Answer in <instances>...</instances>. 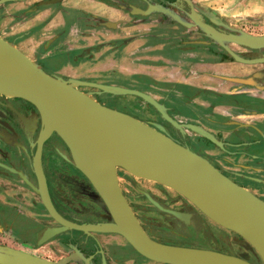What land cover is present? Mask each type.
Instances as JSON below:
<instances>
[{"label": "crops", "instance_id": "1", "mask_svg": "<svg viewBox=\"0 0 264 264\" xmlns=\"http://www.w3.org/2000/svg\"><path fill=\"white\" fill-rule=\"evenodd\" d=\"M160 1L0 0V36L14 42L42 66L41 60L49 64L54 59L70 58L71 63L63 68L105 67L102 71L108 75L107 82L124 81L129 84L120 85L124 88L133 89L134 84L145 78L150 82L153 79L154 83L171 84L168 92L160 93L153 88L143 91L157 93L164 99H187L190 109L187 110L184 102L186 115L194 120L201 115L204 126L207 124L205 128L215 133L222 143L220 147L225 148L220 150L223 160L248 170L249 181L264 183V49L230 43L228 48L232 53H229L200 32L210 25L209 18L217 23V26L211 24L214 30L262 37L264 0H170L179 9L170 6L173 18L168 19V24L155 12L160 9ZM149 8L153 13L145 16L143 11ZM177 17L191 27L174 21ZM161 30L170 31L168 44L160 43V36L154 34ZM177 30H189V34L201 36L207 46L195 48L173 43L177 35H171ZM157 61L169 64L170 79H162L165 73ZM179 109L176 107L175 111L179 113ZM214 118L220 124L210 123ZM15 184L0 178V193L10 197L15 196L14 192L25 194L19 179ZM25 196L18 198L23 204L28 202ZM4 198L0 194V200ZM56 227L46 226L36 248L6 243L17 251L58 261L72 250L70 246L60 247L57 237L60 234L48 237L50 229ZM75 245L84 255L89 252L97 260L102 258L104 264H119L121 260H126L122 264L133 263L123 259L122 249L126 245L115 234H94V239H89L84 246L78 241Z\"/></svg>", "mask_w": 264, "mask_h": 264}, {"label": "water", "instance_id": "2", "mask_svg": "<svg viewBox=\"0 0 264 264\" xmlns=\"http://www.w3.org/2000/svg\"><path fill=\"white\" fill-rule=\"evenodd\" d=\"M159 6L160 9L155 12L170 20L173 18L169 12L170 6L179 9L174 3L166 4L165 1H160ZM143 12L145 16L153 13L152 8ZM207 20L210 25L200 32L227 52L232 53L228 48L230 43L255 50L264 49V36L214 30L211 24L217 26V23L209 18ZM174 21L186 28L191 27L190 23L179 17ZM81 85L85 84L49 74L14 42L0 36V95L31 103L41 116L42 124L34 154L37 190L49 216L60 225L50 229L49 238L70 230L84 234L86 241L94 239V234L108 233L121 236L139 255L159 264H254L246 257L169 245L152 239L123 193L118 175L121 169L131 176L174 190L211 221L241 237L264 263L262 198L236 183L203 155L192 153L188 147L172 138L162 125L108 107L92 93L82 91ZM87 85L107 93L138 96L157 109L164 120L174 123L167 109L149 94L119 87ZM188 127L222 146L210 131L192 125ZM126 132L131 133L127 142L124 137ZM54 134L64 142L73 164L91 184L96 203L109 214L110 222L78 224L66 220L56 210L41 166L42 149ZM170 148L179 150L181 159ZM190 160L189 166L178 164L180 161L186 165ZM220 196L224 200H220ZM245 202L252 207L245 205ZM256 206L261 207L263 212L258 211ZM70 248L72 252L67 256L51 261L0 245V264H91V260L93 264L96 263V256L88 259L76 245L71 244Z\"/></svg>", "mask_w": 264, "mask_h": 264}, {"label": "flooded vegetation", "instance_id": "3", "mask_svg": "<svg viewBox=\"0 0 264 264\" xmlns=\"http://www.w3.org/2000/svg\"><path fill=\"white\" fill-rule=\"evenodd\" d=\"M116 102V104H112L109 101L105 102L100 100V103L108 107L112 105L111 108L123 111L119 109L121 108L118 106L119 101ZM10 104H13L25 115L26 121L29 124V127L26 125L28 129L25 124H23V126L18 124L20 123L19 116L17 117L16 112L8 108ZM191 123H198L205 127L202 120ZM2 124L8 132L5 137L2 136L1 133ZM41 124V116L31 103L22 99H12L0 95V178H8L10 180L19 179V184H21L26 191L25 198L26 201H28L23 204L18 199L25 195L23 192L18 194L14 192L15 196L13 197L0 193L3 198L5 196L4 201L0 200L1 246H8L6 242L10 241L11 244H23L36 248L39 238L42 237L40 234H42L48 224L60 227V225L49 216L37 190L38 180L34 168V154L37 150L36 140L41 129ZM34 126L36 127L35 129ZM172 132V138L183 144L189 145L196 150L197 153L203 155L200 153L198 145L194 140L191 138H183L176 130H172ZM49 151L55 153L57 157V154L62 155L63 159L58 157V159L55 160V158L48 157ZM49 160L50 166L48 167L47 164ZM55 165L59 166L60 170L57 169ZM41 166L46 177L53 204L63 218L78 224L94 222L104 223L111 221L108 218L109 214L106 210L96 203L97 199L94 194V189L89 181L75 167L68 148L56 134L52 135L49 140L46 141L42 149ZM118 175L120 185L130 207L152 239L169 245L213 250L245 257L240 254H232L221 250L220 243L223 244V242H227L228 245V240H232L234 244V237L238 235L211 221L196 206L174 190L159 183L136 177L137 180L152 184L154 188L166 195L165 199H162V195L153 196L158 201V204L151 202L146 207L134 202L139 198L138 195L140 194L137 189L144 190V188H142V182L137 183L134 180L136 178H132L133 176L130 177L131 175L121 169L118 170ZM126 187L132 191H136L137 195L135 196L133 193L127 191ZM167 191L169 194L166 193ZM145 192H147L145 193V198L151 200L149 195L150 192L148 190H145ZM31 194H34V196L32 197ZM75 201H80L84 204L87 203L88 208L73 206ZM37 213L39 214L38 216H36ZM57 237L60 247L63 248L65 245L67 247H69L70 244L75 245L77 241L81 246H84V243L89 241H86V236H84V234L75 230L61 233ZM123 241L126 245V247L122 249L123 259H129L133 262L132 264H143L145 258L139 255L126 240L123 239ZM87 246H90V244ZM86 250L83 249L84 252ZM93 255L94 253L90 254L89 252L85 254L88 259ZM257 259L256 261H254V258L248 260L254 264H262L259 257H257ZM125 261L126 260H121V262L118 263L122 264L125 263ZM90 262L93 264L92 260ZM94 264H104V262L102 258H99Z\"/></svg>", "mask_w": 264, "mask_h": 264}, {"label": "rangeland", "instance_id": "4", "mask_svg": "<svg viewBox=\"0 0 264 264\" xmlns=\"http://www.w3.org/2000/svg\"><path fill=\"white\" fill-rule=\"evenodd\" d=\"M188 31L189 30H177L175 33H173L171 35V37L172 36L174 37V35H177L176 36L177 41L174 42L172 40V42L173 43L180 42L183 46L187 45V46H192L195 48H205L207 46V43L204 42L205 40L201 39V36L189 34L190 32H188ZM218 31H220V30H218ZM184 32H186L187 34H185ZM154 34H157L156 36H160V38L165 39V41L163 40V42H160V43L168 44L167 41H168V38L170 37V35H169L170 31L169 30H161L160 32L154 31ZM190 39L193 41H190ZM155 41H156V38H155ZM70 61H71L70 58H68V59H62L61 58L60 60L54 59L53 61H50L49 64L47 63V61H43V60H41V63L43 64V68L45 69V71L48 72L49 74L58 75V76L63 77L64 79H74V80L80 81L81 83H84L85 85H81L80 89L84 92L92 93L94 95V97H96V99L99 102L101 100V101H105V102L109 101L112 104H116L117 103L116 101H119L118 106L121 107L119 109H122L124 112L129 113V114H131V115H133V116H135V117H137L143 121H146L149 123L160 124L166 129L167 133L170 135H172L171 133H173L172 130H176L181 134V136L183 138H186V139L191 138L192 140H194V142L197 143L198 149L200 150V153H202L212 164H214L216 167H219V169H221L224 173H226L231 179L236 181L238 184H240L241 186H244L245 188L251 190L252 192L254 191V193L256 195H258L260 198L264 199V193H259V192H264V183H260L257 181H255V182L249 181V173H248L249 171L248 170H243V169L239 168L238 166H232V164L228 163L227 160L226 161L223 160L222 153L220 150L221 149L225 150V148H221L216 143L210 141L206 137H203L199 132L188 127V126L192 125V126L201 127L203 129L207 130L201 124L191 123L194 121H201V115L200 114L198 116H196L195 120H193L194 118H191L190 115H186V111L184 113H182V111H184V107H180L179 103L176 100H174L172 98L164 99L163 97H160L159 95H157V93H154V94L151 93L150 94L149 92H145L147 90L141 91V92H144L146 94L151 95L156 101H158L160 104H162L167 109V113H168L169 117L172 118L174 123L168 122L167 120L163 119L162 115L157 111V109H155L150 104L146 103L143 99H141L138 96H136V97L140 98L141 100L137 99L135 97V95H129V94L117 95V94L107 93L104 90H101L100 88L87 85V84H98V85L119 87V88H123V89L137 90L135 88H133V89L132 88H124V87L120 86V85H124V86L129 85V84L125 83L124 81H119V82H117V84L109 83L111 81L107 82L108 81V78H107L108 75L106 76L105 72L102 71V70H104L105 67L83 68V69H76V70H75V68H73V69L63 68L66 64L71 63ZM156 64L159 65V67H161L163 72L165 73L164 75H162L163 76L162 79H164V80L170 79L169 71L171 69H169V66H168L169 64L168 63L166 64L163 61L162 62L160 61V63L157 61ZM60 69H62V70L59 71ZM92 69H96V70L91 71ZM183 72L184 71H182L181 73H183ZM145 79H148V78H145ZM145 79L141 83H143L145 85L149 84L150 88H153L155 91H159L160 93L161 92L162 93L168 92L169 86L171 87V84H169L167 82L157 81L154 83L153 79L151 82L149 80H145ZM170 102H172V103H170ZM109 106L112 107V105H109ZM176 107L180 108L178 110L179 113H177L175 111ZM8 108L12 111L14 110L17 114V117L19 116L20 123H18V124H21L22 126H23V124H25V126L27 125L29 127V124L26 121L27 119H26L25 115H23L20 110H18L13 104H10V107H8ZM189 109L190 108L188 107L187 110H189ZM202 122L204 123V121H202ZM218 122H219V120L217 121V118H214V121H211L210 123H213V124L216 123L217 124ZM176 124L178 126H176ZM218 124H220V123H218ZM206 125L207 124H205V126ZM27 126H26V128H27ZM35 128L36 127L34 126V129ZM1 133H2V136H4V137L7 136V133H8L5 129V127L3 126V124H2V132ZM211 133L217 139L216 134L213 132H211ZM181 144H183V143H181ZM184 145L188 146L190 149H192L194 152H196V150H194L189 145H187V144H184ZM61 154H63V153H61ZM57 155L59 158L63 159L62 155H60V154H57ZM48 157L55 158V160L58 159V157L55 155V153H53L51 151H49ZM47 166L48 167L50 166V160L48 161ZM3 167H5V166H3ZM55 167H57V169L60 170L59 166L55 165ZM60 174H62V173H60ZM130 177H132V176H130ZM132 178H136V177L133 176ZM2 180H4V181L6 180L9 183H12V185H16L15 180H10L8 178H6V179L3 178ZM134 180L137 183L142 182L141 183L143 186L142 188H144V190L137 189V191L140 192V194L138 195L139 198L134 201L137 204H142V205L147 207L151 202H155V203L158 202L153 196L162 195V199L166 198V195L162 194L160 190L154 188V186L152 184L146 183L142 180H137V178ZM11 181H13V182H11ZM128 187H126L127 191L133 193V195L136 196L137 192L128 189ZM255 188H258V190H255ZM145 190H148L150 192V194L149 193L148 194L150 195L152 201L147 200L145 198V193H147V192H145ZM256 191H257V193H256ZM166 193L169 194L168 191ZM74 203L75 204H73V206H76V207L77 206L80 208H82V207L86 208L87 207V203L84 204V203H81L80 201H75ZM228 241H229L228 245H227V242H223V244L220 243V249L221 250L226 251L228 253H232V254H240L242 256L247 257L248 259L254 258V261L258 260L257 259L258 256L256 255V253L253 250H251L249 245L247 243H245L241 237L235 236L234 237V244L232 243V240H228ZM144 264H159V263H155V262H152L150 260L144 259Z\"/></svg>", "mask_w": 264, "mask_h": 264}, {"label": "trees", "instance_id": "5", "mask_svg": "<svg viewBox=\"0 0 264 264\" xmlns=\"http://www.w3.org/2000/svg\"><path fill=\"white\" fill-rule=\"evenodd\" d=\"M162 1H165V3L166 4H170V0H162ZM167 8H169V6H167ZM161 14V13H160ZM162 15V14H161ZM161 17H163L164 18V21L168 24V22L167 21H169L164 15H162ZM163 40L165 41V39H160V42H163ZM135 85V84H134ZM134 88H137L138 90H140V91H143V90H150L151 88H150V85L149 84H147V85H145V84H143V83H137L136 85H135V87ZM136 97V96H135ZM137 99H139V100H141L140 98H138V97H136ZM183 99V98H182ZM180 105H182L183 107H185V103L184 102H186V106L188 107V105H187V102H189V101H187V99H184V100H181V99H178V100H176ZM183 101V102H182ZM182 111V110H181ZM185 112V110L184 111H182V113H184Z\"/></svg>", "mask_w": 264, "mask_h": 264}, {"label": "bare ground", "instance_id": "6", "mask_svg": "<svg viewBox=\"0 0 264 264\" xmlns=\"http://www.w3.org/2000/svg\"><path fill=\"white\" fill-rule=\"evenodd\" d=\"M5 91H7V90H5ZM7 92L12 93V92H10V91H7ZM130 134H131L130 132H126V133H125L124 137H125V139H126V142H127V139H129ZM148 141L152 142V140H150V139H149ZM177 142H178V141H177ZM179 143H180V142H179ZM180 144H181V143H180ZM182 145H184V144H182ZM184 146H185V147H188V146H186V145H184ZM188 148H189V147H188ZM189 149H190V148H189ZM190 150L192 151V153L194 152L192 149H190ZM170 151H174L175 154L180 155V159H181V156H182V155H181V152H180L179 150H176V149L173 150V149L170 148ZM194 153H196V152H194ZM180 159H179V160H180ZM178 164L181 165V166H189V165L191 164V160L188 161L186 165H185L183 162H180V161L178 162ZM220 200H224V199L220 196ZM245 205H247V206H249V207H252V205L249 204L248 202H245ZM256 209H258V211H260V212H263V211H262V208L259 207V206H256ZM262 264H264V263H262Z\"/></svg>", "mask_w": 264, "mask_h": 264}]
</instances>
